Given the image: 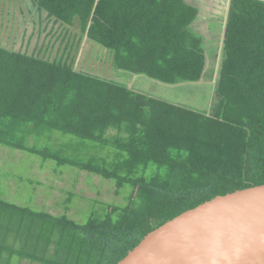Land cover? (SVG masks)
Returning <instances> with one entry per match:
<instances>
[{"label": "trees", "instance_id": "trees-1", "mask_svg": "<svg viewBox=\"0 0 264 264\" xmlns=\"http://www.w3.org/2000/svg\"><path fill=\"white\" fill-rule=\"evenodd\" d=\"M34 4L67 45L54 59L52 48L29 56L0 45V146L130 192L82 225L0 199V263L119 264L180 215L264 186V2L231 0L218 70L219 43L207 50L187 0ZM83 40L117 72L172 88L212 83L218 102L209 113L77 71L69 52Z\"/></svg>", "mask_w": 264, "mask_h": 264}, {"label": "rangeland", "instance_id": "rangeland-1", "mask_svg": "<svg viewBox=\"0 0 264 264\" xmlns=\"http://www.w3.org/2000/svg\"><path fill=\"white\" fill-rule=\"evenodd\" d=\"M33 1L0 0V45L8 51L26 53L29 56L38 55L41 48L43 55L52 48L49 50L53 52L51 57H61L67 45L57 38L62 34V30L47 27L46 15L39 16ZM197 1L189 0L190 3ZM220 18L223 19L224 14L220 15ZM213 29L214 27H211V30ZM216 29L213 32H200H204L201 35L206 41L205 46L213 42L211 47L207 46V50L213 49L219 43L218 70L225 31L219 32V29ZM50 30L55 37L51 38ZM69 54L75 58L74 66L77 71L126 87L131 86V90L169 103L186 104L211 113L218 102L212 83L172 88L144 77H132L117 72L111 66L108 54L90 46L85 40L78 49L71 50ZM138 80L143 82L141 87L137 83ZM52 137L61 143L76 140L60 133H53ZM129 192L130 189L125 187L117 195L112 181H105L72 167L58 168L51 161L44 162L39 157L0 146V199L11 205L54 217L66 215L71 221L82 225L93 216L102 217L108 206L123 207ZM4 263L6 259L0 264ZM11 264L37 263H30L28 260L19 263V260L14 258Z\"/></svg>", "mask_w": 264, "mask_h": 264}, {"label": "water", "instance_id": "water-1", "mask_svg": "<svg viewBox=\"0 0 264 264\" xmlns=\"http://www.w3.org/2000/svg\"><path fill=\"white\" fill-rule=\"evenodd\" d=\"M119 264H264V186L180 215Z\"/></svg>", "mask_w": 264, "mask_h": 264}, {"label": "crops", "instance_id": "crops-1", "mask_svg": "<svg viewBox=\"0 0 264 264\" xmlns=\"http://www.w3.org/2000/svg\"><path fill=\"white\" fill-rule=\"evenodd\" d=\"M192 1H197V0H192ZM255 1L264 2V0H255ZM191 4L195 6L199 11L198 19L193 25L195 32L201 35L202 33H204V32H200L201 30L213 32L215 31L216 28L219 29V27H222L224 30V27L227 24L228 15L231 8V0H198L197 2ZM33 5L35 6L34 1H33ZM222 14H224L223 19L220 18V15ZM209 17L215 20H211L209 19ZM211 27H214V29L211 30ZM127 87L131 89V86H127ZM136 87L137 89H139L138 86Z\"/></svg>", "mask_w": 264, "mask_h": 264}, {"label": "clouds", "instance_id": "clouds-1", "mask_svg": "<svg viewBox=\"0 0 264 264\" xmlns=\"http://www.w3.org/2000/svg\"><path fill=\"white\" fill-rule=\"evenodd\" d=\"M199 85V84H198Z\"/></svg>", "mask_w": 264, "mask_h": 264}]
</instances>
